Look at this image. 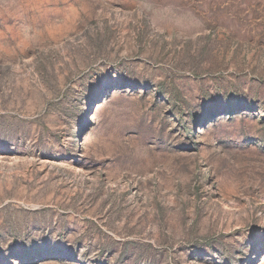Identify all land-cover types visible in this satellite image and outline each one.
<instances>
[{
  "label": "rangeland",
  "instance_id": "374dc122",
  "mask_svg": "<svg viewBox=\"0 0 264 264\" xmlns=\"http://www.w3.org/2000/svg\"><path fill=\"white\" fill-rule=\"evenodd\" d=\"M0 264H264V0H0Z\"/></svg>",
  "mask_w": 264,
  "mask_h": 264
}]
</instances>
